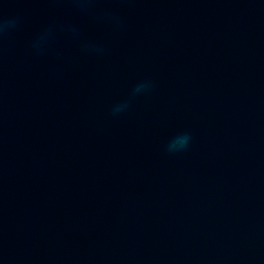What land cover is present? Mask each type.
<instances>
[{
    "label": "water",
    "instance_id": "1",
    "mask_svg": "<svg viewBox=\"0 0 264 264\" xmlns=\"http://www.w3.org/2000/svg\"><path fill=\"white\" fill-rule=\"evenodd\" d=\"M0 7V264H264V0Z\"/></svg>",
    "mask_w": 264,
    "mask_h": 264
},
{
    "label": "clouds",
    "instance_id": "2",
    "mask_svg": "<svg viewBox=\"0 0 264 264\" xmlns=\"http://www.w3.org/2000/svg\"><path fill=\"white\" fill-rule=\"evenodd\" d=\"M76 3L86 6L91 3L92 0H75ZM82 10H87L83 8ZM113 21L118 23V18L113 17ZM18 24L17 18L5 19L3 14V9L0 7V40L10 31L14 30ZM54 27H50L44 33L40 35V37L34 42L33 47L37 49V51H42L49 39L52 37L54 32ZM68 31L73 33L76 32L75 28H68ZM86 48L89 50L96 52L97 54H103L104 49L102 47H96L92 45H86ZM153 85L150 81H144L139 83L132 91V96L135 97L137 95L144 94L152 89ZM130 107V101H125L119 105L113 107V114L117 115L122 112H125ZM191 141V135L187 132L182 133L180 135L175 136L169 143L166 145V151L170 154H174L177 152H181L186 150L189 147Z\"/></svg>",
    "mask_w": 264,
    "mask_h": 264
}]
</instances>
